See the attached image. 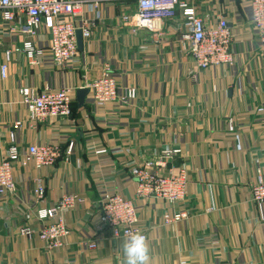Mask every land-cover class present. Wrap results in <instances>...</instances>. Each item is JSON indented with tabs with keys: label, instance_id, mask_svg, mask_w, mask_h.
Segmentation results:
<instances>
[{
	"label": "crops",
	"instance_id": "0c3cea01",
	"mask_svg": "<svg viewBox=\"0 0 264 264\" xmlns=\"http://www.w3.org/2000/svg\"><path fill=\"white\" fill-rule=\"evenodd\" d=\"M95 4L88 3L81 18L96 27L66 69L53 65L45 29L33 39L44 57L32 66L21 51L24 18L6 23L0 16V69L8 67L6 79L0 73V162L12 134L21 149L52 144L63 153L55 166L43 170L32 163L15 165V192L0 198L1 264H124L126 239H113L99 227L101 200L113 193L134 198L131 167L178 146L184 154L177 163L189 172L183 209L192 216L166 226L163 215L169 207L155 200L137 202L148 264H264V203L250 197L251 186L264 181V47L257 45L250 28L246 0H221L217 10L228 17L236 38L235 65L204 71H196L188 57L178 18L158 23L155 33H134L123 17L137 10L135 0ZM106 67L120 92L138 89L135 101L97 109L87 94L78 108L75 95L69 118L29 126L21 90L67 87L76 93L100 78ZM19 121L22 129L15 127ZM71 143L72 152L66 155ZM37 178L46 188L39 203ZM64 195L84 202L65 212L71 232L61 247L48 249L38 236L21 234L22 228L37 233L41 224L36 210L54 207ZM93 241L96 248L91 250Z\"/></svg>",
	"mask_w": 264,
	"mask_h": 264
},
{
	"label": "built area",
	"instance_id": "2783aa9c",
	"mask_svg": "<svg viewBox=\"0 0 264 264\" xmlns=\"http://www.w3.org/2000/svg\"><path fill=\"white\" fill-rule=\"evenodd\" d=\"M137 10L128 12L123 17L126 27L134 33L141 30L157 32V24L178 18V32L181 41L187 48L188 57L193 61L196 71L231 67L236 63L233 45L236 40L231 23L223 12H217L221 0H135ZM98 0H0V16L6 23L17 17L24 18L25 24L21 34L26 36L22 41L21 51L32 66H38L44 51L40 49L34 38L41 29L48 34V50L53 65L66 69L76 62L79 53L77 33L82 40L91 38L96 27L94 21H84L81 17L88 3L93 5ZM249 9V25L258 36L257 45L264 47V0H246ZM96 4L94 5V8ZM213 10L215 16H210ZM81 19L80 25L76 20ZM6 62L11 59V52L5 55ZM7 63L1 69V77L7 78ZM197 73V72H196ZM195 73V75H196ZM91 104L97 109H106L111 104L128 105L138 98L135 87L119 90L118 82L109 67L102 76L86 84ZM22 103L27 107L29 126L48 119L69 118L75 103V90L45 89L34 93L29 89L21 90ZM24 123L16 122L15 127L22 129ZM73 149L71 143L66 155ZM184 154L182 147H166L156 159L145 161L131 167L130 175L134 179V198H125L113 193L101 200L99 227L101 232L107 230L113 239H127L134 233L147 234L139 221L138 201L155 200L169 207L163 215V224L177 225L191 218L185 205L188 198V169L178 165L177 161ZM6 159L0 162V198H10L15 192L14 167L20 164L27 167L30 163L37 170L55 166L62 158L60 147L52 144H32L21 149L15 142V135H10V146ZM34 195L39 203L45 198V185L41 178L35 180ZM250 197L254 203H264V181L257 182L250 188ZM84 202L73 195H64L54 207H43L36 210V218L41 224L36 233L30 228H22L25 237L38 236L48 249H56L63 245L69 236V228L65 212L72 209L75 203ZM182 206V208H178ZM212 209L208 210L211 212ZM94 242V241H93ZM96 243L89 249L94 250ZM1 264V261H0Z\"/></svg>",
	"mask_w": 264,
	"mask_h": 264
},
{
	"label": "clouds",
	"instance_id": "9594fccd",
	"mask_svg": "<svg viewBox=\"0 0 264 264\" xmlns=\"http://www.w3.org/2000/svg\"><path fill=\"white\" fill-rule=\"evenodd\" d=\"M124 264H148L149 248L142 233H134L122 244Z\"/></svg>",
	"mask_w": 264,
	"mask_h": 264
},
{
	"label": "water",
	"instance_id": "95a60500",
	"mask_svg": "<svg viewBox=\"0 0 264 264\" xmlns=\"http://www.w3.org/2000/svg\"><path fill=\"white\" fill-rule=\"evenodd\" d=\"M77 37H78L79 49L81 50L82 49V37L79 31L77 33ZM87 94H88L87 89H80L76 92V102H77L78 108L83 107Z\"/></svg>",
	"mask_w": 264,
	"mask_h": 264
}]
</instances>
